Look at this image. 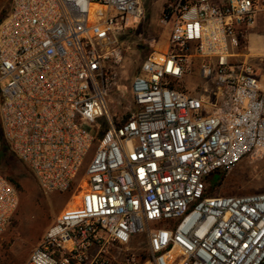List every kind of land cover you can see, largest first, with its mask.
<instances>
[{
    "label": "built area",
    "instance_id": "obj_1",
    "mask_svg": "<svg viewBox=\"0 0 264 264\" xmlns=\"http://www.w3.org/2000/svg\"><path fill=\"white\" fill-rule=\"evenodd\" d=\"M147 0H12L0 22V123L44 194L83 186L26 264H264V192L207 180L264 155V0H153L164 50L132 78L133 117L107 98ZM197 73L193 93L179 87ZM93 150V151H92ZM18 206L0 173V236Z\"/></svg>",
    "mask_w": 264,
    "mask_h": 264
},
{
    "label": "rangeland",
    "instance_id": "obj_2",
    "mask_svg": "<svg viewBox=\"0 0 264 264\" xmlns=\"http://www.w3.org/2000/svg\"><path fill=\"white\" fill-rule=\"evenodd\" d=\"M12 0H0V22L10 10ZM160 2L147 0L145 20L124 40V56L117 69L116 82L111 86L107 103L108 113L114 122H123L134 110L130 94L132 78L138 73L141 63L154 52L164 50L166 34L158 24ZM254 31L262 30L258 19ZM254 55L253 52H248ZM264 55V48L260 52ZM258 55V54H257ZM255 56V55H254ZM258 63L256 57L250 59ZM8 80L0 82L3 89ZM201 86L194 73L186 76L179 87H185L193 93ZM93 151V150H92ZM91 159V153L67 192L44 194L31 172L12 153L10 148L0 157V173L15 186L18 206L11 220L0 236V264H26L33 248L52 225L57 215L66 207L73 195H78L83 186L85 167ZM208 190L213 195H244L264 192V155L245 158L228 172H218L208 178Z\"/></svg>",
    "mask_w": 264,
    "mask_h": 264
},
{
    "label": "crops",
    "instance_id": "obj_3",
    "mask_svg": "<svg viewBox=\"0 0 264 264\" xmlns=\"http://www.w3.org/2000/svg\"><path fill=\"white\" fill-rule=\"evenodd\" d=\"M262 48H264V35L262 33V30L258 32L253 31L248 36V52H253L255 56L248 53L250 55V59L256 56H260Z\"/></svg>",
    "mask_w": 264,
    "mask_h": 264
},
{
    "label": "trees",
    "instance_id": "obj_4",
    "mask_svg": "<svg viewBox=\"0 0 264 264\" xmlns=\"http://www.w3.org/2000/svg\"><path fill=\"white\" fill-rule=\"evenodd\" d=\"M133 113H134V110H133V112H132V114L129 116V118L128 119H126L125 121H127V120H129L130 118H132L133 117ZM125 121H123V122H125ZM123 122H114L117 126H119L120 124H122ZM8 148H9V145L7 144V142H6V140L4 139V136H3V132H2V127H1V123H0V157H1V155H2V153L4 152V151H7L8 150ZM212 176V175H211ZM7 181L15 188V186L11 183V180H8L7 179ZM207 183H208V180H207ZM16 190V189H15ZM212 190H213V188H212ZM211 190V191H212ZM211 191L210 190H208V188H207V194L208 195H213L212 193H211Z\"/></svg>",
    "mask_w": 264,
    "mask_h": 264
}]
</instances>
